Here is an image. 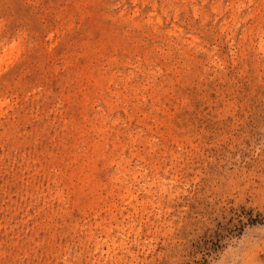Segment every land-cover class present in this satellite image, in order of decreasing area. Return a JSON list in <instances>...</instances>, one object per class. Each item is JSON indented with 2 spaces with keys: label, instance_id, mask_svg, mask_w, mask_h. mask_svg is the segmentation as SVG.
Segmentation results:
<instances>
[{
  "label": "rangeland",
  "instance_id": "rangeland-1",
  "mask_svg": "<svg viewBox=\"0 0 264 264\" xmlns=\"http://www.w3.org/2000/svg\"><path fill=\"white\" fill-rule=\"evenodd\" d=\"M0 264H264V0H0Z\"/></svg>",
  "mask_w": 264,
  "mask_h": 264
}]
</instances>
